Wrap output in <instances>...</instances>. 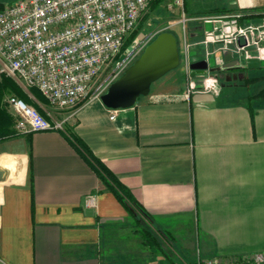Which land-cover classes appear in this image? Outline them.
<instances>
[{
    "label": "crops",
    "instance_id": "1",
    "mask_svg": "<svg viewBox=\"0 0 264 264\" xmlns=\"http://www.w3.org/2000/svg\"><path fill=\"white\" fill-rule=\"evenodd\" d=\"M227 4L183 3L201 19L190 33V65L208 62L225 84L218 94L202 90L199 73L187 98L186 73L172 70L115 119L93 97L64 112L63 130L28 134L15 131L0 97V264H190L174 244L191 249L193 264L264 251V99H250L264 81L244 80L264 72V51L240 57L230 41L216 48L225 51L221 68L237 63L227 73L236 77L224 80L210 71L217 68L204 40L213 25L203 20L250 13L237 22L245 26L264 18V0ZM30 90L29 103L48 111ZM71 135L130 190L143 216H130L104 188Z\"/></svg>",
    "mask_w": 264,
    "mask_h": 264
},
{
    "label": "built area",
    "instance_id": "2",
    "mask_svg": "<svg viewBox=\"0 0 264 264\" xmlns=\"http://www.w3.org/2000/svg\"><path fill=\"white\" fill-rule=\"evenodd\" d=\"M151 1L16 0L4 5L0 10V85L4 77H9L27 91L37 89L51 108L73 111L96 79L121 53L126 39L136 29ZM239 17L221 15L203 19L213 25L204 40L207 58L227 41L234 43L240 56L251 50L264 51V18L238 26ZM228 18L231 21L226 27L231 29L225 31L226 27L221 23ZM159 33L135 42L127 49L126 58L118 64L95 98L100 99ZM191 47V43L186 42L183 57L181 55L186 63L187 98L197 89L191 76ZM221 89L217 77L211 74L204 77L202 90L218 94ZM6 102L16 119L18 134L64 129L67 119L56 118L50 111L43 113L16 95L9 96ZM110 111V119H115L117 110ZM196 264H264V251Z\"/></svg>",
    "mask_w": 264,
    "mask_h": 264
},
{
    "label": "rangeland",
    "instance_id": "3",
    "mask_svg": "<svg viewBox=\"0 0 264 264\" xmlns=\"http://www.w3.org/2000/svg\"><path fill=\"white\" fill-rule=\"evenodd\" d=\"M15 1L16 0H0V3L3 5H8V4L14 3ZM184 1L189 2L191 7H195V6L200 7V5L202 4L209 5V7L210 6L211 7H215V6L227 7L228 5L227 3L229 2V0H162L161 2L156 4L154 7L148 6L144 14L140 18L139 23L135 29L138 35L128 44V46L125 49L123 47L121 53L117 56L116 60L105 70V72H103L96 79V81L90 87V90L88 91V93L79 102L78 106L82 104L83 102H85L86 100L96 97V95L101 90L103 85L108 81V78L110 77L112 72L116 68H118V64L126 58L127 49H131L132 45H134L135 42L139 43L144 38L152 36L158 32H164V31L172 32L176 35L178 39L180 54L183 57L184 45L186 42L189 44L190 42H192L190 38V35H191L190 33L196 29L195 27L198 25V21L201 20L200 18L198 19L190 18L188 17L186 13H184V8H183ZM229 49H232V47H229ZM233 49H235L236 51V48L234 46H233ZM191 52H193L192 49H191ZM227 52L228 53H226L227 54L226 56H228L229 58H232V57L235 58V54L233 53V51H227ZM224 54H225V51H221L218 54L217 53L212 54L209 58L210 67H213V68L221 67V64L224 62ZM190 55L192 56L193 54H190ZM235 60L237 61V56ZM185 66H186L185 60L181 58L180 65L174 71H176V73H178L179 75L184 76L186 72ZM186 78H187V75H186ZM192 82H194L195 87H197L195 80L192 79ZM203 82H204V79L203 80L200 79V83H203ZM221 83L224 84L223 82ZM19 90H20V93L21 92H24V93L22 95H19L13 90H7L4 92L3 97L7 99L11 95L21 96L27 103H29V100L26 95V94H29L28 93L29 91H27L26 93L25 91H21V89ZM36 97L38 98L40 102H44L40 96L36 95ZM29 104L38 108L35 103L30 102ZM46 109L50 111L52 115L56 118L62 117L64 112H69L67 110L61 111V110L54 109L51 107H47ZM174 247L176 248V250H174L176 255L181 254L186 258V260L190 264L194 263V259H191V254H192L191 249L187 247H184V248L180 247V244L179 245L174 244Z\"/></svg>",
    "mask_w": 264,
    "mask_h": 264
},
{
    "label": "water",
    "instance_id": "4",
    "mask_svg": "<svg viewBox=\"0 0 264 264\" xmlns=\"http://www.w3.org/2000/svg\"><path fill=\"white\" fill-rule=\"evenodd\" d=\"M180 62L181 54L176 35L172 32H161L145 48L141 56L101 94L100 101L110 110L133 107L141 97L150 93L153 83L175 70ZM234 65L237 63L227 64L225 67ZM190 67L192 76L206 74L209 68L206 60L193 62ZM220 70L221 67L210 71Z\"/></svg>",
    "mask_w": 264,
    "mask_h": 264
},
{
    "label": "trees",
    "instance_id": "5",
    "mask_svg": "<svg viewBox=\"0 0 264 264\" xmlns=\"http://www.w3.org/2000/svg\"><path fill=\"white\" fill-rule=\"evenodd\" d=\"M162 0H152L149 3L150 7H154L156 4L161 2ZM4 7L3 4L0 3V10ZM227 10H220L219 12L225 13ZM253 17L252 14L248 13L245 14L244 16H240L238 18V21L240 23L243 22L244 19L246 18H251ZM138 34L136 33V30H134L129 37L126 39L125 44H124V49L128 46V44L137 36ZM123 49V48H122ZM246 81L249 82H256V81H264V72L256 75V76H251V77H245ZM19 86L17 83L9 78V77H4L3 81L0 86V97H3L4 92L7 90H13L17 94H21L19 90ZM32 94L35 96H40L43 101H46V99L42 96V94L36 90V89H31L30 90ZM22 98L21 96H18ZM263 98L264 99V89H262L257 95L255 96H250V99L253 98ZM23 99V98H22ZM24 100V99H23ZM41 111V110H40ZM42 112V111H41ZM71 141L72 144L78 149V151L81 153V155L88 161V163L91 165V167L94 169L96 172L101 184L104 186L106 190L111 191L115 197L118 199V201L126 208L128 211L129 215L132 217H137L140 218L143 216V211L139 207L136 199L133 197L132 193L130 190L115 176V174L110 171L104 163L98 159L92 151L89 149V147L78 137L72 136L71 135Z\"/></svg>",
    "mask_w": 264,
    "mask_h": 264
},
{
    "label": "flooded vegetation",
    "instance_id": "6",
    "mask_svg": "<svg viewBox=\"0 0 264 264\" xmlns=\"http://www.w3.org/2000/svg\"><path fill=\"white\" fill-rule=\"evenodd\" d=\"M231 68L230 67H225V66H222V70H220V71H218V72H216V74H219V73H226V76L224 77V80H226V81H230V79H232L233 77H236V75H235V73H231V75H228L227 73H230V71L232 70H230ZM236 70V69H235ZM208 74H211V73H209V72H207L206 74H205V76H207ZM211 75H214V74H211ZM215 77H217L219 80L221 79V78H219V76H216V75H214Z\"/></svg>",
    "mask_w": 264,
    "mask_h": 264
}]
</instances>
